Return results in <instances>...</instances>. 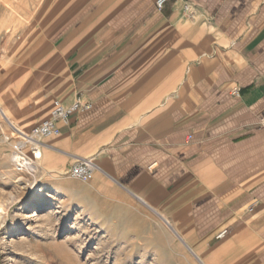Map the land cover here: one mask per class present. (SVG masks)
<instances>
[{
    "label": "crops",
    "instance_id": "obj_1",
    "mask_svg": "<svg viewBox=\"0 0 264 264\" xmlns=\"http://www.w3.org/2000/svg\"><path fill=\"white\" fill-rule=\"evenodd\" d=\"M155 1L25 0L18 38L0 1V40H19L0 45V111L15 133L91 102L43 140V173L90 159L89 196L137 199L202 264H264V0Z\"/></svg>",
    "mask_w": 264,
    "mask_h": 264
},
{
    "label": "rangeland",
    "instance_id": "obj_2",
    "mask_svg": "<svg viewBox=\"0 0 264 264\" xmlns=\"http://www.w3.org/2000/svg\"><path fill=\"white\" fill-rule=\"evenodd\" d=\"M34 4L29 19L40 2ZM18 29L15 24L1 31L18 38ZM1 37L3 47L19 42ZM41 42L35 37L29 48ZM8 124L0 115V127L10 129L0 130V264H202L172 225L131 196L91 197L83 181L68 174L57 182L40 168L35 180L17 173ZM40 203L47 204L38 210Z\"/></svg>",
    "mask_w": 264,
    "mask_h": 264
},
{
    "label": "built area",
    "instance_id": "obj_3",
    "mask_svg": "<svg viewBox=\"0 0 264 264\" xmlns=\"http://www.w3.org/2000/svg\"><path fill=\"white\" fill-rule=\"evenodd\" d=\"M168 0H156L155 4L158 8H162ZM187 14L190 13L188 5L184 6ZM239 89L233 91L239 95ZM92 108V103L83 100L77 96L72 103L64 105L60 102H55L51 111L50 117L43 119L38 124L34 125L28 134L23 133L19 129H15V136H7L6 140L15 138L11 153V162L13 169L17 173L27 175L28 179L35 180V174L39 169L38 161L42 157V146L45 145L43 140L52 137L58 133V122L68 123L69 119L76 113L86 111ZM261 125L264 128V113L260 119ZM95 165L90 159L76 160L69 169V175L81 181H89L95 171ZM227 230L221 231L217 237H223Z\"/></svg>",
    "mask_w": 264,
    "mask_h": 264
},
{
    "label": "bare ground",
    "instance_id": "obj_4",
    "mask_svg": "<svg viewBox=\"0 0 264 264\" xmlns=\"http://www.w3.org/2000/svg\"><path fill=\"white\" fill-rule=\"evenodd\" d=\"M20 0H17V2H16V5L15 6H10L9 8L7 7V8H5L4 9V11H5V17L6 18H10V20H11V22L16 18L15 17V15L14 14H19V17L18 18H20V17H22L21 16V14H22V12L21 11H24L25 10V8H27L26 9V12H28L29 11V6L28 5H26V3H25V0H23L22 2H21V4H20V2H19ZM8 3V2H7ZM24 9V10H23ZM12 13H14V14H12ZM36 15V14H35ZM23 19V17L21 18V19H18V21L16 20L14 23L15 24H17V25H19V24H21V23H23L22 20ZM22 25V24H21ZM20 25V26H21ZM15 29H17V28H15ZM19 30V29H18ZM0 115L3 117V118H5V117H7L3 112H1L0 111ZM17 128L16 129H19V130H21L23 133H25V134H28L29 132L28 131H26V130H24V129H21V128H19L18 127V125L17 124H15V123H13ZM32 128V127H31ZM15 130V129H14ZM47 203H40V205L38 206V210H40V209H44L43 207H41L42 205H46ZM1 211V210H0ZM34 215H38L37 213H35V214H33V215H31V216H34ZM161 217V219L164 221V223H167L168 225H170L171 226V224L167 221V219H165L164 217H162V216H160Z\"/></svg>",
    "mask_w": 264,
    "mask_h": 264
}]
</instances>
